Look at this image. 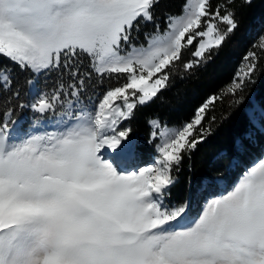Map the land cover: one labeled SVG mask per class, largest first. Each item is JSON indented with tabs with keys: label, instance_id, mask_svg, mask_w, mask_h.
<instances>
[{
	"label": "snow or ice",
	"instance_id": "6c2138e0",
	"mask_svg": "<svg viewBox=\"0 0 264 264\" xmlns=\"http://www.w3.org/2000/svg\"><path fill=\"white\" fill-rule=\"evenodd\" d=\"M160 2L0 0V57L10 62L0 63V264H264V152L239 162L264 144V100L239 96L256 82L264 34L187 120L147 121L154 155L140 166L136 111L167 90L189 49L185 70L239 27L235 0H184L162 29ZM228 97L245 121L230 160L237 179L190 178L188 197L174 201L184 161Z\"/></svg>",
	"mask_w": 264,
	"mask_h": 264
},
{
	"label": "trees",
	"instance_id": "16d2710c",
	"mask_svg": "<svg viewBox=\"0 0 264 264\" xmlns=\"http://www.w3.org/2000/svg\"><path fill=\"white\" fill-rule=\"evenodd\" d=\"M219 0H213V5ZM184 0H161L156 6L155 14L159 17L161 28L165 27L164 14H179ZM232 7L236 11V20L239 27L228 38L219 49L218 54H213L211 59L204 65L185 70V63L192 59L189 49L184 57L173 68V75L167 90L162 91L158 98L145 107L136 111L135 117L130 121L134 138L144 159L148 152L154 154V145L148 144L150 118H159L167 122L169 126L178 125L187 120L193 110L211 93L218 92L223 86L232 80L237 66L240 64L244 54L252 49L253 44L261 34H264V0H252L250 5L244 4L243 0H235ZM153 30L151 23L142 26L139 41H144V32ZM255 51V49H252ZM0 63L10 62L0 57ZM18 72V69L16 70ZM25 74H20L21 81ZM256 82L249 84L239 96L244 97L245 105L250 103L252 97L258 101L264 100V58L259 61L256 73ZM27 91V88H25ZM228 97L223 104L217 103L215 113L218 126L214 125V131L197 149L191 154V159H186L178 173V182L172 189L174 201H183L189 195V179L193 182L201 176H224L228 178L226 167L233 156L235 141L242 137L245 131V121L242 108L234 110L229 108ZM231 113V115H229ZM26 118L31 117L30 112H25ZM228 116L221 121V117ZM29 120V119H28ZM264 144H258L248 153L243 154L240 164L247 165L252 157L261 153ZM241 167V170H242ZM235 169V173H236ZM238 172V171H237ZM235 177L229 179L231 182Z\"/></svg>",
	"mask_w": 264,
	"mask_h": 264
},
{
	"label": "rangeland",
	"instance_id": "374dc122",
	"mask_svg": "<svg viewBox=\"0 0 264 264\" xmlns=\"http://www.w3.org/2000/svg\"><path fill=\"white\" fill-rule=\"evenodd\" d=\"M25 118H26V117H25ZM30 118H31V117H29V118H27V119L30 120ZM262 152H264V147H263L262 150H261V153H262ZM261 153H259L258 155L252 157V159H250V160L248 161L247 166L250 167L251 164H252L253 159L256 158V157H258ZM153 155H154V154H152L151 152H148V153L146 154L145 159L143 160V163H142L140 166H145L146 164L151 163V162H152V156H153ZM239 162H240V161H239ZM226 170H227V172H228V178L225 179L224 183H227V184L231 185V183L237 179V177H238V175H239V172H237V171H236V173L234 172V171H235V168L230 164V161H229V163H228V165H227V167H226ZM234 174H235L234 179H233L231 182H229V179L233 178Z\"/></svg>",
	"mask_w": 264,
	"mask_h": 264
}]
</instances>
